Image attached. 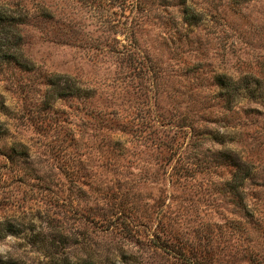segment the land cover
Returning a JSON list of instances; mask_svg holds the SVG:
<instances>
[{"label": "rangeland", "instance_id": "obj_1", "mask_svg": "<svg viewBox=\"0 0 264 264\" xmlns=\"http://www.w3.org/2000/svg\"><path fill=\"white\" fill-rule=\"evenodd\" d=\"M185 3L0 0L30 64L0 62L3 258L264 264V0Z\"/></svg>", "mask_w": 264, "mask_h": 264}, {"label": "trees", "instance_id": "obj_2", "mask_svg": "<svg viewBox=\"0 0 264 264\" xmlns=\"http://www.w3.org/2000/svg\"><path fill=\"white\" fill-rule=\"evenodd\" d=\"M186 0H181L183 4L182 12L184 19L189 23H194L198 19V14L193 11V9L186 5ZM24 20L21 15L18 17L13 16L11 11L6 10L4 7L0 6V62L1 63H14L24 69L29 70L30 64L23 59L19 42L21 36L18 32V24H22ZM51 78L47 80V85L49 86V92L52 93L54 98H61L65 96H80L84 91L83 89L75 85L72 80H56ZM254 81V83H252ZM252 83V85H251ZM213 84L219 89L220 95L225 103H233L238 100L241 93L251 98H256L257 88L259 86L257 80H239L233 79L226 74H217L214 77ZM237 165V164H236ZM238 166V165H237ZM20 230L17 225L12 224L8 220L0 221V237H5L9 234L19 233ZM0 264H14L12 259H5L0 255ZM59 264H94L88 259L69 261L67 259L59 260Z\"/></svg>", "mask_w": 264, "mask_h": 264}]
</instances>
